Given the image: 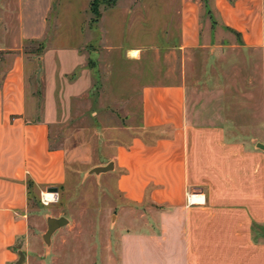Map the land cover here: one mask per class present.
<instances>
[{"label":"crops","instance_id":"1","mask_svg":"<svg viewBox=\"0 0 264 264\" xmlns=\"http://www.w3.org/2000/svg\"><path fill=\"white\" fill-rule=\"evenodd\" d=\"M56 1L0 0V264H30L25 253L32 225L28 204L48 187L65 184L70 160L64 147L50 141L54 115L47 111L54 106L49 95L51 108L37 115L28 91L33 62L26 43H42L47 72L68 74L84 63L91 31L100 33L98 43L103 41L108 50L122 47L128 16H142L144 3L116 0L92 24L87 14L91 0H83L76 41L65 43L62 20L56 16L50 22ZM154 4L159 20L152 22L151 35L141 36L158 40L149 47L157 79L141 85L140 130L92 165L112 163L111 170L99 175L113 179L120 199L110 227L113 239L102 245L96 261L264 264V0ZM196 51L205 54L203 102L196 95L193 99L198 84H190L187 94L193 59L186 55ZM237 51L247 54L257 69L248 81L252 92L245 96L242 85L230 99L237 104L232 110L223 89L219 92L224 79L213 72L220 57ZM143 54L144 47L130 43L124 61L140 63ZM235 117L252 123L234 126L229 120Z\"/></svg>","mask_w":264,"mask_h":264},{"label":"rangeland","instance_id":"2","mask_svg":"<svg viewBox=\"0 0 264 264\" xmlns=\"http://www.w3.org/2000/svg\"><path fill=\"white\" fill-rule=\"evenodd\" d=\"M120 1L121 5H133L131 1L142 5L139 1H144L142 16L140 13L132 18L128 16L131 22H127L128 28L126 33L123 32L126 38L122 39V47L108 50L103 41L98 43L100 33L91 31L89 44L83 49L87 52L84 63L68 74L62 75L59 69L55 73L46 71L41 42L31 41L25 45L28 58L33 62L28 70V91L36 100L37 115L41 116L44 109L51 108L47 101L49 95L54 106L51 113L47 111L48 116L54 115L50 120L51 144L64 147L70 156L67 181L58 187L57 193H53V202L43 204L39 192L28 204L32 225L25 253L30 264H98L96 260L102 245L106 246L109 239H113L110 227L120 199L113 179L105 177L107 173L96 175L89 170L102 158L109 157L116 144L129 140L140 130L139 92L142 83L157 79V62H154L149 47L158 43L154 36L147 38L141 36V32L153 33L151 24L159 20L155 0ZM91 3L87 14L94 24L108 7L116 4V0H91ZM82 5L83 0H57L54 4L50 22L53 23L56 16L62 20L60 31L64 38L61 40L65 43L76 41ZM104 26L106 24L101 23V27ZM119 41L117 38L116 42ZM130 43L144 47L145 54L140 63L124 61V51ZM190 56L193 61L191 76L189 72L186 76L187 94L189 96L190 84H198L197 88L193 87V99L196 95V99L203 102L205 54L196 51L187 54L186 59L189 60ZM176 57L175 73L178 74L181 55ZM247 58V54L237 51L226 53L216 61L218 70L213 76L224 79L219 92L223 89L224 97L228 96L229 101L240 92L242 85L245 96L252 92L248 81L254 79L257 68L256 63ZM48 78L54 84L51 88L47 84ZM229 105L234 106L232 110L237 106L231 101ZM246 105L251 109V103ZM192 121L204 122L203 119ZM229 121L234 126H250L252 123L251 118L235 117ZM60 216L67 218V224L54 231L49 243H45L42 235L47 229L46 218Z\"/></svg>","mask_w":264,"mask_h":264},{"label":"water","instance_id":"3","mask_svg":"<svg viewBox=\"0 0 264 264\" xmlns=\"http://www.w3.org/2000/svg\"><path fill=\"white\" fill-rule=\"evenodd\" d=\"M262 148H264V146H262ZM111 169H112V163L109 162L106 165L93 167L92 169L89 170V173L99 174L101 172H105V171H108ZM47 191L57 193L58 188L56 186H50L47 188ZM67 222H68V220L64 216L47 217L46 218L47 229H46L45 233L42 235L44 242L49 243L50 237L53 234V232L56 231L58 228L66 225ZM20 256L22 257L23 254L21 253Z\"/></svg>","mask_w":264,"mask_h":264},{"label":"built area","instance_id":"4","mask_svg":"<svg viewBox=\"0 0 264 264\" xmlns=\"http://www.w3.org/2000/svg\"><path fill=\"white\" fill-rule=\"evenodd\" d=\"M45 192H47V191H45ZM52 193H54V192H52ZM53 200H54V198H53ZM53 200H48V199L46 198L44 192H42L41 195H40V201H41L43 204H45V205H47L48 203L52 202Z\"/></svg>","mask_w":264,"mask_h":264},{"label":"bare ground","instance_id":"5","mask_svg":"<svg viewBox=\"0 0 264 264\" xmlns=\"http://www.w3.org/2000/svg\"><path fill=\"white\" fill-rule=\"evenodd\" d=\"M45 196L48 200H53L54 194L52 192H45ZM199 197H193L194 200H198ZM53 202V201H52Z\"/></svg>","mask_w":264,"mask_h":264},{"label":"trees","instance_id":"6","mask_svg":"<svg viewBox=\"0 0 264 264\" xmlns=\"http://www.w3.org/2000/svg\"><path fill=\"white\" fill-rule=\"evenodd\" d=\"M91 6H92V3H91Z\"/></svg>","mask_w":264,"mask_h":264}]
</instances>
